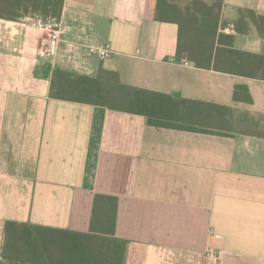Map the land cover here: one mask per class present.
<instances>
[{"label":"crops","instance_id":"0c3cea01","mask_svg":"<svg viewBox=\"0 0 264 264\" xmlns=\"http://www.w3.org/2000/svg\"><path fill=\"white\" fill-rule=\"evenodd\" d=\"M169 2L181 20L193 13L194 0ZM156 7L65 0L57 21L70 32L54 50L32 26L41 16L0 17V264H81L62 252L72 234H92L97 194L118 199L123 264H264V133L242 131L264 124V0H224L217 40L238 52L220 53L225 70L179 52L178 24ZM58 69L111 71L170 96L194 129L52 98ZM9 222L27 225L25 258L11 257Z\"/></svg>","mask_w":264,"mask_h":264},{"label":"trees","instance_id":"16d2710c","mask_svg":"<svg viewBox=\"0 0 264 264\" xmlns=\"http://www.w3.org/2000/svg\"><path fill=\"white\" fill-rule=\"evenodd\" d=\"M209 1H213L214 6H202L204 0H194L193 13L181 20L179 15L183 16L185 13L178 11L176 5L171 4L169 0H157V19L178 24V49L179 52H187L189 61L201 68L214 67L225 70L224 59L219 57L220 53L224 51L235 55L238 52L229 48L232 44L223 43L221 38L217 40L219 12L224 0ZM64 4L65 0H0V17L16 20L23 14L33 13L45 20H59ZM241 73L251 75L244 70ZM51 96L59 100L100 105L115 111L144 115L154 127L194 129V124L176 110L178 105L172 97L126 86L120 82L117 73L111 71L102 70L96 78H90L58 69L53 74ZM117 211L116 197L95 195L91 220L92 234H72L71 238L65 240L63 257L67 260H77L81 264H123L124 243L114 238ZM27 230V225L24 224H7V241L17 245L11 257H26L25 245L30 236L27 235ZM112 244H115V251L108 249ZM119 244H122L121 249Z\"/></svg>","mask_w":264,"mask_h":264},{"label":"built area","instance_id":"2783aa9c","mask_svg":"<svg viewBox=\"0 0 264 264\" xmlns=\"http://www.w3.org/2000/svg\"><path fill=\"white\" fill-rule=\"evenodd\" d=\"M32 26L39 28L40 30L48 34V44L52 50H54L57 45L64 40L67 34L70 32V26L63 25L55 19L45 20L43 18L34 19L32 21ZM96 52V49H92ZM100 55L103 58L110 57L112 51L109 45H107L102 50H99ZM208 256L215 257L213 252H209Z\"/></svg>","mask_w":264,"mask_h":264},{"label":"rangeland","instance_id":"374dc122","mask_svg":"<svg viewBox=\"0 0 264 264\" xmlns=\"http://www.w3.org/2000/svg\"><path fill=\"white\" fill-rule=\"evenodd\" d=\"M246 125L248 126L247 128H246ZM261 125H263V126L261 127ZM244 126L245 127H243L242 131H249V130H251V131H257V132L264 133V124H253V127H255V128L250 127V125H248V124H244Z\"/></svg>","mask_w":264,"mask_h":264}]
</instances>
